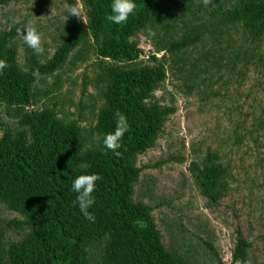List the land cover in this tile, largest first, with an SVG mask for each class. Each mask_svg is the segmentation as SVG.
Returning <instances> with one entry per match:
<instances>
[{
	"label": "rangeland",
	"instance_id": "374dc122",
	"mask_svg": "<svg viewBox=\"0 0 264 264\" xmlns=\"http://www.w3.org/2000/svg\"><path fill=\"white\" fill-rule=\"evenodd\" d=\"M241 0H152L148 19L129 36L141 52L120 66L159 64L164 78L142 99L144 105L170 107L148 146L137 152V179L130 200L147 206L166 249L180 264H264V34L249 35L224 15ZM78 24L82 37L57 69L29 85L28 105L0 101V138L27 130L20 113L50 109L62 123L75 122L80 152L97 148L96 128L104 104V68L114 61L104 56L82 0ZM64 0H10L0 5V33L13 31L7 45L41 62L63 40L68 21ZM20 23H17V20ZM41 36L43 52L34 53L23 41V25ZM148 29L155 35L149 36ZM187 42L176 50L170 45ZM220 168L223 189L211 197L201 187L208 166ZM33 225L0 201V248L20 240ZM249 247L235 259L237 236ZM102 241L83 246L86 264H98Z\"/></svg>",
	"mask_w": 264,
	"mask_h": 264
},
{
	"label": "trees",
	"instance_id": "16d2710c",
	"mask_svg": "<svg viewBox=\"0 0 264 264\" xmlns=\"http://www.w3.org/2000/svg\"><path fill=\"white\" fill-rule=\"evenodd\" d=\"M10 0H0V5ZM102 53L113 64L104 68V104L99 109L96 128L102 134L97 148L80 152L81 138L75 122L62 123L50 109L23 110L20 124L27 130L0 138V201L19 212L33 228L7 248H0V264H86L83 246L87 241H102L98 264H180L165 248L152 222L147 206L130 200L138 168L134 156L145 149L154 132L173 109L144 105L143 97L165 75L159 64L120 66L133 62L141 50L128 42V36L150 16L152 0H135L136 10L127 22L114 24L107 19L112 0H82ZM187 7L189 0H174ZM77 6L76 0H64ZM224 20L239 24L249 35L264 34V0H241L224 15ZM63 40L46 61L35 54L26 56L21 68L16 49L7 45L13 31L0 33V59L8 67L0 73V101L28 105L29 85L35 78L53 73L76 47L83 33L78 16L67 17ZM187 41L173 42L169 50ZM36 73V75H33ZM123 117L126 130L119 138L118 155L103 147L106 135L115 134L117 116ZM95 173L100 179L93 193L95 203L89 211L94 221L84 218L74 206L76 194L70 190L72 179ZM220 168L204 170L201 187L213 196L223 189ZM249 242L237 236L235 259L242 258Z\"/></svg>",
	"mask_w": 264,
	"mask_h": 264
},
{
	"label": "clouds",
	"instance_id": "9594fccd",
	"mask_svg": "<svg viewBox=\"0 0 264 264\" xmlns=\"http://www.w3.org/2000/svg\"><path fill=\"white\" fill-rule=\"evenodd\" d=\"M203 3L207 5L210 3V0H203ZM136 10L135 0H112L110 5V13L107 16V19L114 24H123L126 23L130 15H134ZM66 18L69 16H80L81 9L78 6H68L66 8ZM20 23L18 19L16 21ZM24 32L22 34V39L24 43L34 51L36 54L43 52V47L41 44V36L33 28H30L27 24L23 25ZM148 35L154 36L155 33L148 29ZM8 67V64L5 60L0 59V73ZM36 75V73H33ZM117 128L118 130L115 134H109L104 137L103 147L112 151L115 154H119L117 149L120 148L119 138L122 136L123 131L126 130V124L124 118L117 116ZM100 179L99 175L95 173L91 174H80L75 176L72 179L70 190L76 194L74 200V206L79 208L81 214L86 220L94 221L95 216L89 211V209L95 203V197L93 195L96 189V182Z\"/></svg>",
	"mask_w": 264,
	"mask_h": 264
}]
</instances>
